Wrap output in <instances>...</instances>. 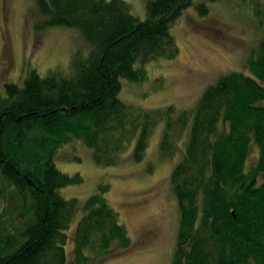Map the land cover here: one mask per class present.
Listing matches in <instances>:
<instances>
[{
    "label": "trees",
    "instance_id": "1",
    "mask_svg": "<svg viewBox=\"0 0 264 264\" xmlns=\"http://www.w3.org/2000/svg\"><path fill=\"white\" fill-rule=\"evenodd\" d=\"M191 2L147 0L141 20L124 0H36L40 28L76 27L91 48L83 58L75 53L67 72L33 69L21 85L5 82L0 91V196L12 213L8 222L0 218V264H66L68 242L75 264L130 247L105 183L86 197L68 231L78 203L60 189L79 179L53 158L77 139L97 163L119 162L126 133H112L124 128L120 79L138 81L146 62L177 54L169 28ZM253 2L264 17V0ZM245 67L220 76L192 109L145 115L135 139L132 157L140 161L162 116V154H174V131L185 140L170 175L179 208L171 264H264V36Z\"/></svg>",
    "mask_w": 264,
    "mask_h": 264
},
{
    "label": "rangeland",
    "instance_id": "2",
    "mask_svg": "<svg viewBox=\"0 0 264 264\" xmlns=\"http://www.w3.org/2000/svg\"><path fill=\"white\" fill-rule=\"evenodd\" d=\"M124 1L130 4L135 16L146 18L147 0ZM4 16L0 13V91L5 82L21 85L33 69L41 76L55 68L67 72L72 56L77 53L83 58L91 48L76 27L40 28L43 17L36 0H8ZM169 31L178 45L175 56L146 62L144 77L138 81L120 79L118 96L126 106L124 128L112 133V138L126 133L121 137L125 145L119 162L97 163L91 148L77 139L62 144L54 155L60 170L79 179L78 183L60 189L64 197H76L78 203L68 231L75 228L86 197L100 183H105L109 203L118 212L131 241L128 249L107 258L91 257L90 264H171L179 208L170 175L181 159L185 140L174 131V154L171 157L162 154V116L151 125L145 155L140 161L132 157L135 139L145 115L171 106L175 117L184 109L194 108L204 90L223 74L232 70L247 72L246 58L257 50L264 36V17L256 13L253 0H192ZM133 132L130 137L128 133ZM256 154L254 150L253 155ZM9 209L6 199L0 196L1 221L10 220L12 213H5ZM65 249L66 264H75L73 244L68 242ZM115 249L119 250L118 245Z\"/></svg>",
    "mask_w": 264,
    "mask_h": 264
},
{
    "label": "flooded vegetation",
    "instance_id": "3",
    "mask_svg": "<svg viewBox=\"0 0 264 264\" xmlns=\"http://www.w3.org/2000/svg\"><path fill=\"white\" fill-rule=\"evenodd\" d=\"M7 5H8V0H4V2L1 3L0 13H1L2 18H5L4 15L6 13Z\"/></svg>",
    "mask_w": 264,
    "mask_h": 264
}]
</instances>
